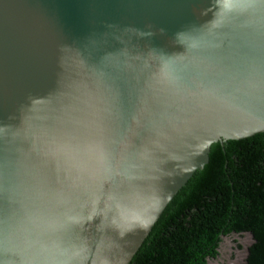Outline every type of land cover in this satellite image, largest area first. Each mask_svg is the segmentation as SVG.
Listing matches in <instances>:
<instances>
[{"label": "water", "instance_id": "1", "mask_svg": "<svg viewBox=\"0 0 264 264\" xmlns=\"http://www.w3.org/2000/svg\"><path fill=\"white\" fill-rule=\"evenodd\" d=\"M251 3L0 0V249L130 264L210 154L264 139Z\"/></svg>", "mask_w": 264, "mask_h": 264}, {"label": "trees", "instance_id": "2", "mask_svg": "<svg viewBox=\"0 0 264 264\" xmlns=\"http://www.w3.org/2000/svg\"><path fill=\"white\" fill-rule=\"evenodd\" d=\"M247 233L245 264H264V139L227 141L193 173L130 264H206L221 237Z\"/></svg>", "mask_w": 264, "mask_h": 264}, {"label": "rangeland", "instance_id": "3", "mask_svg": "<svg viewBox=\"0 0 264 264\" xmlns=\"http://www.w3.org/2000/svg\"><path fill=\"white\" fill-rule=\"evenodd\" d=\"M247 233L230 234L219 239L217 257L207 259V264H245V249L250 244Z\"/></svg>", "mask_w": 264, "mask_h": 264}, {"label": "clouds", "instance_id": "4", "mask_svg": "<svg viewBox=\"0 0 264 264\" xmlns=\"http://www.w3.org/2000/svg\"><path fill=\"white\" fill-rule=\"evenodd\" d=\"M250 15L256 17L259 29L264 24V0H252L249 6ZM136 226L147 227L146 222H136ZM0 264H48L45 259L40 258L39 254L32 253L30 256H25L19 252H11L7 249H0Z\"/></svg>", "mask_w": 264, "mask_h": 264}, {"label": "flooded vegetation", "instance_id": "5", "mask_svg": "<svg viewBox=\"0 0 264 264\" xmlns=\"http://www.w3.org/2000/svg\"><path fill=\"white\" fill-rule=\"evenodd\" d=\"M218 247H219V243H218V246H217V248H218ZM216 251H217V249H216ZM216 255H217V254H216ZM215 257H217V256H215ZM215 257H214V258H215ZM206 264H207V263H206Z\"/></svg>", "mask_w": 264, "mask_h": 264}]
</instances>
